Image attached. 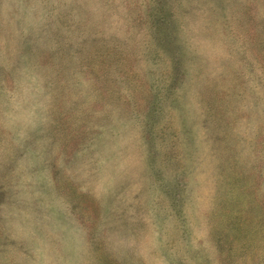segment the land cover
Wrapping results in <instances>:
<instances>
[{
    "label": "rangeland",
    "instance_id": "374dc122",
    "mask_svg": "<svg viewBox=\"0 0 264 264\" xmlns=\"http://www.w3.org/2000/svg\"><path fill=\"white\" fill-rule=\"evenodd\" d=\"M0 264H264V0H0Z\"/></svg>",
    "mask_w": 264,
    "mask_h": 264
}]
</instances>
